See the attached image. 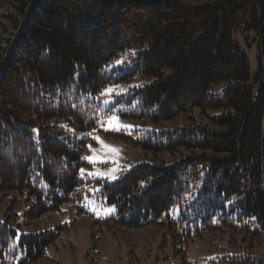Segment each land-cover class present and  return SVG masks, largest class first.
I'll return each instance as SVG.
<instances>
[{"label": "trees", "instance_id": "obj_1", "mask_svg": "<svg viewBox=\"0 0 264 264\" xmlns=\"http://www.w3.org/2000/svg\"><path fill=\"white\" fill-rule=\"evenodd\" d=\"M239 35L257 44L255 72ZM198 109L215 128L107 133L177 160L115 181L81 172L112 115L158 124ZM99 185L116 208L108 227H158L185 264L195 239L218 233L231 250L208 264H262L264 0H0V192L26 195L33 220L65 204L84 213ZM63 229L0 221V264L49 259Z\"/></svg>", "mask_w": 264, "mask_h": 264}, {"label": "rangeland", "instance_id": "obj_2", "mask_svg": "<svg viewBox=\"0 0 264 264\" xmlns=\"http://www.w3.org/2000/svg\"><path fill=\"white\" fill-rule=\"evenodd\" d=\"M180 1L197 5L207 0ZM238 37L242 42L244 41L242 36ZM242 44L249 55L252 71H257L260 67L257 58V44L254 43L251 46L245 42ZM213 91L220 92L221 87L213 88ZM115 116L118 117L120 123L135 127L130 132L123 129L120 131L105 130L108 120L106 119L100 130L92 135L94 142L89 144L91 148L88 147L85 154V158H94L91 162L86 159L90 165L83 168V174L89 178L115 181L120 178L121 174L128 172L140 162L167 163L177 160L182 154L181 152L153 154L141 146H134L122 138L108 135V132H124L130 136H136L135 130L142 132L173 130L180 126L189 127L195 124H204L215 128L210 118L202 114L199 109L188 115L158 124L148 120ZM94 137H99L103 144ZM112 149H116V151ZM90 173L93 175H89ZM97 173L106 175H95ZM102 187L99 185L98 189H90L91 195L87 196L80 204L85 211L82 214L79 213L77 207L65 204L60 211L53 215L46 214L33 220L27 214L31 201H27L26 195L13 192L4 195L3 192H0V221H8L16 226L19 234L40 229H54L59 226L64 227L56 243L48 248L49 259L36 264H185L182 261L181 253L172 257L167 247H160L162 231L158 227H108L105 222H102L116 212L113 205L105 203L97 196V190ZM112 207H114V211L109 212L108 209ZM221 247L231 250L225 235L214 233L204 238H197L189 246L188 261L190 264H208L210 259H215V252H219ZM254 253L262 258V264H264V241L255 247ZM168 256L170 257L167 258Z\"/></svg>", "mask_w": 264, "mask_h": 264}, {"label": "snow or ice", "instance_id": "obj_3", "mask_svg": "<svg viewBox=\"0 0 264 264\" xmlns=\"http://www.w3.org/2000/svg\"><path fill=\"white\" fill-rule=\"evenodd\" d=\"M133 54H134V53H133ZM116 63L119 65V64H123L124 61H123V60H118ZM113 90H114L113 88L105 89V90L101 93V95H102V96L111 95V93L113 92ZM117 94H119V93H117ZM108 103H109V101L106 100V101H105V104H108ZM102 126H103V124H102ZM134 127H135V126H133V125H124V124L120 123L118 117L115 116V115H113L112 117L108 118V120H107V128H106L105 130L111 129V130H113V131H120V130L123 129V130H127V131L130 132L131 129H133ZM89 135H90V134H89ZM94 139H96L99 143L103 144V141H100L99 137H94ZM106 147H108V146H106ZM89 148H91L90 145H89ZM112 150H113V151H116V149H112ZM85 159H88V160L91 162L94 158H93V157H86ZM81 172L83 173L84 170L82 169ZM89 175H93V174L90 173ZM95 175H101V176H103V175H106V174H103V173H97V174H95ZM113 178H114V177H113ZM108 211H109V212L114 211V207L108 209Z\"/></svg>", "mask_w": 264, "mask_h": 264}]
</instances>
